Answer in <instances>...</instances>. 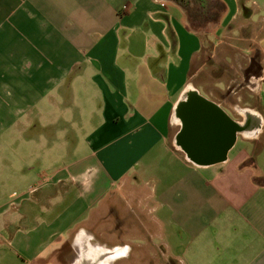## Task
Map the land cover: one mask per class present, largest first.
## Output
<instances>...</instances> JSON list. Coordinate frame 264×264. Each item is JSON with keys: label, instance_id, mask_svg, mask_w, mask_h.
Masks as SVG:
<instances>
[{"label": "crops", "instance_id": "1", "mask_svg": "<svg viewBox=\"0 0 264 264\" xmlns=\"http://www.w3.org/2000/svg\"><path fill=\"white\" fill-rule=\"evenodd\" d=\"M219 1L201 33L174 0H0V264L93 228L118 264H264V16ZM191 90L239 125L222 158L178 142Z\"/></svg>", "mask_w": 264, "mask_h": 264}, {"label": "water", "instance_id": "2", "mask_svg": "<svg viewBox=\"0 0 264 264\" xmlns=\"http://www.w3.org/2000/svg\"><path fill=\"white\" fill-rule=\"evenodd\" d=\"M178 115L184 123L178 142L202 163L222 158L239 130L218 105L195 90L187 92L180 102Z\"/></svg>", "mask_w": 264, "mask_h": 264}, {"label": "rangeland", "instance_id": "3", "mask_svg": "<svg viewBox=\"0 0 264 264\" xmlns=\"http://www.w3.org/2000/svg\"><path fill=\"white\" fill-rule=\"evenodd\" d=\"M256 3H258L261 7L259 13L257 12L254 15V17H251L250 19L248 18L246 19L242 17L243 22L247 23L248 25H251V23L253 22H257L260 15L264 16V6H263L264 0H246L245 6L250 7V8H257ZM219 4H220L219 0H207V5L204 10L199 9V8H198L199 10H195V11L190 10L191 13H188L191 19V21H189L190 26L191 25L195 26L197 28V31L201 33L203 32L207 33L209 28H214V25L216 26L219 25L220 20H221L220 18L223 14V12H221V7ZM196 5H198V3ZM231 6L233 5L231 4ZM232 32H237V31L233 30ZM204 37L207 38L208 35H204ZM259 143L260 141L258 140L252 143L253 148L254 149L257 148L255 154L251 156L255 160H259L261 156L260 150H259ZM0 150H2L0 152V170L2 169L0 173L1 175H4L3 165H1V163L3 164V157H1V153L2 152L3 154L5 153V148L2 147L0 148ZM34 166L35 167H33L32 170L35 172L38 171L39 165L36 164ZM32 186L33 184L29 186V188ZM91 230L93 232L92 235H89L88 237L80 238V240H78L74 248L69 245L68 247L69 249L63 248L61 251H58L57 253H55L51 258L46 259V260L34 261V264H70L72 262L71 260H75L74 261L75 264H118V260L113 257L112 258L109 257L108 259L107 257L103 256L100 261L99 260L95 261V259L97 258L96 255L101 250V244H100L101 234H100L99 228L98 230L94 228ZM39 238H40L39 234L30 235L28 237L29 239L28 243H30L29 245L36 247L38 245ZM125 239L128 241L127 237ZM2 261L3 259L0 256V263ZM127 262H128L127 264H133L132 260H129ZM136 264H139V263H136Z\"/></svg>", "mask_w": 264, "mask_h": 264}, {"label": "trees", "instance_id": "4", "mask_svg": "<svg viewBox=\"0 0 264 264\" xmlns=\"http://www.w3.org/2000/svg\"><path fill=\"white\" fill-rule=\"evenodd\" d=\"M174 1H176L178 4H180L185 9L189 21H191L190 16L188 14V13H191L190 10H194V11L199 10V9L204 10L206 8V5H207V0H174ZM197 3H198V5H196ZM219 5L221 7V12H223L224 8H225L224 4L222 2H220ZM191 28H193L194 30H197V28L193 25H191ZM178 109H179V106H178ZM236 126H238V125L236 124ZM181 131H180V133H181Z\"/></svg>", "mask_w": 264, "mask_h": 264}, {"label": "flooded vegetation", "instance_id": "5", "mask_svg": "<svg viewBox=\"0 0 264 264\" xmlns=\"http://www.w3.org/2000/svg\"><path fill=\"white\" fill-rule=\"evenodd\" d=\"M246 126L249 127V126H250V123H249V122L246 123ZM100 251H101V250H100ZM110 253H112V252H110ZM109 255H110L109 253H106V252L101 251V252H99V253L96 255L97 258L95 259V261H98V260L100 261V260L102 259L103 256L109 258V257H110ZM111 255H113V253H112ZM71 261H72V262H71L70 264L74 263L75 260H71ZM74 264H75V263H74Z\"/></svg>", "mask_w": 264, "mask_h": 264}, {"label": "bare ground", "instance_id": "6", "mask_svg": "<svg viewBox=\"0 0 264 264\" xmlns=\"http://www.w3.org/2000/svg\"><path fill=\"white\" fill-rule=\"evenodd\" d=\"M175 120H177V118H174Z\"/></svg>", "mask_w": 264, "mask_h": 264}]
</instances>
